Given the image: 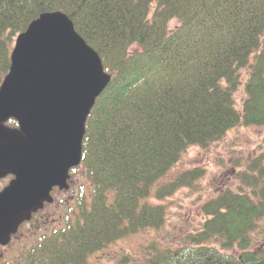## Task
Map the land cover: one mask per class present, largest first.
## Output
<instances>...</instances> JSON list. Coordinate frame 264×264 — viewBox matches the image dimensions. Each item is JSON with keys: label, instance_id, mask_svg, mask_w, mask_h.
<instances>
[{"label": "trees", "instance_id": "16d2710c", "mask_svg": "<svg viewBox=\"0 0 264 264\" xmlns=\"http://www.w3.org/2000/svg\"><path fill=\"white\" fill-rule=\"evenodd\" d=\"M53 11L69 17L111 78L85 122L89 201L13 264H90L116 239L161 228L164 205L147 199L199 176L157 186L181 154L235 126L264 125V0H0V84L17 35ZM238 179L202 205L204 219L182 245L153 247L142 264H264L251 235L264 219V159L248 160Z\"/></svg>", "mask_w": 264, "mask_h": 264}, {"label": "water", "instance_id": "95a60500", "mask_svg": "<svg viewBox=\"0 0 264 264\" xmlns=\"http://www.w3.org/2000/svg\"><path fill=\"white\" fill-rule=\"evenodd\" d=\"M110 78L61 11L41 13L17 35L0 84V178L13 177L0 191V244L52 201L53 187L68 188L87 116Z\"/></svg>", "mask_w": 264, "mask_h": 264}, {"label": "rangeland", "instance_id": "374dc122", "mask_svg": "<svg viewBox=\"0 0 264 264\" xmlns=\"http://www.w3.org/2000/svg\"><path fill=\"white\" fill-rule=\"evenodd\" d=\"M177 20L169 22L174 27ZM264 47V34L261 38ZM244 80L235 94L236 105L240 106L244 97ZM11 126V123H7ZM264 159V125H239L231 128L219 140L206 147L191 145L180 156L170 170L156 183L157 186L174 180L179 174L196 170L199 176L188 186H182L163 199H156L151 195L147 201L152 204L164 205L166 213L164 224L158 229H148L121 237L91 253L88 257L90 264H142V258L148 257L149 250L155 248H175L182 245L183 238L196 230L203 221L202 205L215 197L222 190L235 189L239 183L238 174L244 169L246 162L251 158ZM70 187L67 192L55 193V201L48 207L52 219L48 222L40 221V227L35 235L19 237L5 251V257L0 264H13L22 257L23 248L30 247L33 242L48 235L52 230L60 229L68 222L66 215L73 222L77 213L78 204L88 202L91 196V184L85 169H73L70 176ZM7 182L5 183V185ZM0 184V190L5 186ZM65 201H64V200ZM79 202V203H78ZM75 208V209H74ZM42 213L39 215L41 220ZM38 225V226H39ZM252 247L261 250L264 248V219L258 223L252 232ZM236 254L237 250H232ZM128 256L126 261L123 257Z\"/></svg>", "mask_w": 264, "mask_h": 264}, {"label": "flooded vegetation", "instance_id": "af4514ba", "mask_svg": "<svg viewBox=\"0 0 264 264\" xmlns=\"http://www.w3.org/2000/svg\"><path fill=\"white\" fill-rule=\"evenodd\" d=\"M13 177H12V175H7V176H5V177H3V178H0V184L3 186V185H5V183L7 182V184H8V182L12 179ZM71 177H69V180H68V182H70V179ZM6 184V185H7ZM5 185V186H6ZM4 186V187H5ZM3 187V188H4ZM1 188V187H0ZM2 188V189H3ZM1 189V190H2ZM69 189V188H68ZM67 189V190H68ZM0 190V191H1ZM67 190H60L58 187H53L52 188V190H51V192H50V194H51V196H52V201L51 202H44L43 203V206L41 207V208H38L37 210H35V211H32L31 212V215H30V218L28 219V220H24V221H22L19 225H18V227H17V229H16V231L14 232V233H11L10 234V236H9V239H8V241H7V243L6 244H0V259H2V258H4L5 257V251H4V249L8 246V245H11L13 242H14V240H16L17 238H19V237H29L30 235H35V230L37 229V228H39L40 227V225H39V223H41L40 221H44V222H46V221H50L53 217H52V213H51V211L49 212V210H45V209H48L49 207V205L51 204V203H53L54 201H55V193H64V192H67ZM64 200V199H63ZM65 201V200H64ZM42 213V216H41V220H40V218H39V215ZM52 217V218H51ZM39 225V226H38ZM39 240V239H38ZM37 240V241H38ZM37 241H35V242H33L32 244H30L31 246L30 247H28V248H23L22 249V251H21V255L23 256H25V255H27V254H30L31 253V251H34V249H35V244H36V242ZM34 254H35V252H34Z\"/></svg>", "mask_w": 264, "mask_h": 264}]
</instances>
